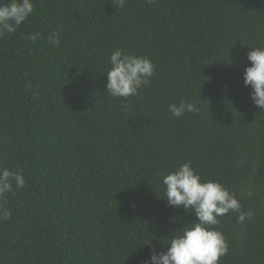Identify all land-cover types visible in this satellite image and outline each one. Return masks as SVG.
Returning <instances> with one entry per match:
<instances>
[{
	"label": "trees",
	"instance_id": "trees-1",
	"mask_svg": "<svg viewBox=\"0 0 264 264\" xmlns=\"http://www.w3.org/2000/svg\"><path fill=\"white\" fill-rule=\"evenodd\" d=\"M34 3L0 38V167L25 176L0 198L13 213L0 219V264H143L197 219L163 197L162 175L187 161L254 212L218 218L219 264H264V110L244 84L264 0ZM116 48L155 64L138 95L106 92ZM181 99L199 112L173 117Z\"/></svg>",
	"mask_w": 264,
	"mask_h": 264
},
{
	"label": "clouds",
	"instance_id": "clouds-1",
	"mask_svg": "<svg viewBox=\"0 0 264 264\" xmlns=\"http://www.w3.org/2000/svg\"><path fill=\"white\" fill-rule=\"evenodd\" d=\"M152 3L153 0H148ZM126 0H113L119 8ZM34 0H0V38L12 34L33 14ZM39 32L29 33L26 40L35 42ZM59 30L49 34L48 43L60 46ZM250 45V44H247ZM247 59L251 62L244 72V84L250 86L254 104L264 110V44L250 45ZM106 92L113 98H128L138 95L140 90L151 83L155 73L153 61L143 55L128 53L116 48L109 56ZM195 102L181 99L168 105L173 117H182L186 112H199ZM165 195L170 207L183 206L192 211L196 221L187 223L182 231L174 233L165 245L166 251L151 250L143 264H219L227 255L229 245L222 231L213 227L219 224V217L230 211L238 213V222L243 224L253 217V210L245 211L237 196L229 188L216 180H203L192 166L191 161L176 166L161 177ZM25 186L23 169L11 170L0 167V198L13 188ZM13 213L0 204V219H10Z\"/></svg>",
	"mask_w": 264,
	"mask_h": 264
}]
</instances>
